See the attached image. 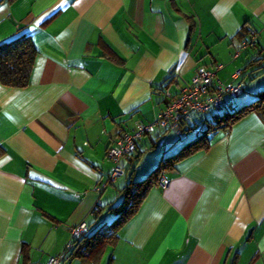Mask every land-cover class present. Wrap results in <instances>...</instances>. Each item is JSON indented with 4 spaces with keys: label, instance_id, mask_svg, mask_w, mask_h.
<instances>
[{
    "label": "crops",
    "instance_id": "crops-1",
    "mask_svg": "<svg viewBox=\"0 0 264 264\" xmlns=\"http://www.w3.org/2000/svg\"><path fill=\"white\" fill-rule=\"evenodd\" d=\"M20 33L36 56L27 86L0 84V264H47L74 225L112 221L125 185L200 134L201 115L155 127L108 181V146L155 120L165 88L218 65L242 92L207 117L264 89V0H0V43ZM207 140L164 169L168 187L149 188L97 259L61 264H264V121L249 112Z\"/></svg>",
    "mask_w": 264,
    "mask_h": 264
},
{
    "label": "trees",
    "instance_id": "trees-1",
    "mask_svg": "<svg viewBox=\"0 0 264 264\" xmlns=\"http://www.w3.org/2000/svg\"><path fill=\"white\" fill-rule=\"evenodd\" d=\"M35 56L36 49L28 34L20 33L7 41L1 42L0 84L16 88L27 86ZM249 112L257 113L264 121V89L257 91L252 100L234 110L210 117H207L206 114L201 115L204 117L205 127L202 128L200 134L181 146L176 153L159 160L157 165L143 179L135 182L131 181L125 185L122 189V200L110 208L115 215L113 220L109 223H102L92 230H89L87 226V231L73 242L71 251L63 259L91 257L97 259L104 245L113 240L120 227L135 214L149 188L157 183L164 169L198 150L206 149L208 147V132L226 128ZM140 154L141 152L137 153L136 146L134 155L127 159H135L136 161ZM97 208L98 206L94 207L93 212Z\"/></svg>",
    "mask_w": 264,
    "mask_h": 264
},
{
    "label": "built area",
    "instance_id": "built-area-1",
    "mask_svg": "<svg viewBox=\"0 0 264 264\" xmlns=\"http://www.w3.org/2000/svg\"><path fill=\"white\" fill-rule=\"evenodd\" d=\"M257 34L254 32L249 39L239 44V51L256 46ZM219 68L215 66L209 70L199 66L194 71L191 80L178 92L171 93L168 88L164 89V95L168 99L165 107L158 112L154 121L149 123H138L135 128L121 137L114 140L106 150V158L113 164L108 181L113 182L123 173L120 162L124 158H131L135 153L136 141L145 133L151 132L155 127L175 128L185 124L193 115H205L222 105L225 95L237 96L241 93L240 84H224L215 75ZM240 70H237L233 77H237ZM157 185L165 189L169 185V179L161 175ZM87 231V224L84 221L79 222L71 228L70 240L65 245L63 252L58 256H52L47 264H61L64 256L71 251L73 242Z\"/></svg>",
    "mask_w": 264,
    "mask_h": 264
},
{
    "label": "rangeland",
    "instance_id": "rangeland-1",
    "mask_svg": "<svg viewBox=\"0 0 264 264\" xmlns=\"http://www.w3.org/2000/svg\"><path fill=\"white\" fill-rule=\"evenodd\" d=\"M250 89H252V88H249V90H246L244 93H243V96L242 97H244V96H246V95H248V92L250 91ZM242 97H240V98H238V99H234L233 100V105L234 106H239V105H241V99H242ZM234 108V107H233ZM230 109H232V108H230Z\"/></svg>",
    "mask_w": 264,
    "mask_h": 264
}]
</instances>
